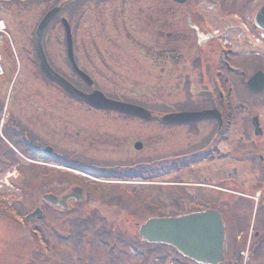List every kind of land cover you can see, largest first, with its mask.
Here are the masks:
<instances>
[{"label":"flooded vegetation","instance_id":"obj_1","mask_svg":"<svg viewBox=\"0 0 264 264\" xmlns=\"http://www.w3.org/2000/svg\"><path fill=\"white\" fill-rule=\"evenodd\" d=\"M150 1L146 7L153 5L156 18L144 10L142 30L153 33L152 45L125 50L122 46H73L74 61L91 79V86L71 71L66 45L59 47L64 68L55 63L51 48L44 45L47 64L83 93L99 91L108 100L125 102L96 87L106 75L101 69L108 64L105 55L109 60L124 58L128 64L135 49L154 67L176 60V95L182 90L192 101L200 88L194 101L198 104L176 108V114L215 112L217 118L182 119L167 126L159 121L161 111H151L155 118L148 121L94 109L48 80L40 69L33 39L24 35V45H20L12 28L14 20L8 23L0 17L10 37L0 34V209L7 206L25 212L26 218L41 211L49 228L47 219L53 215H78L88 192L117 206L113 191L101 189L112 185L109 188L115 190L116 184H124L130 194L146 192L155 197L156 203L146 200L143 206L161 213L164 187L172 185L153 180L161 176L163 164L169 161L159 157L157 137L147 135V124L156 122L176 128V155L171 156L172 170H176V217L218 212L226 233L222 264H264V0H170L176 5L173 21L165 19L164 0ZM77 3L81 11L82 2ZM94 3L93 29L99 26L106 32L110 23L119 28L117 31L128 30L130 16L125 10L130 9L129 0ZM175 24L176 33L169 32ZM172 37H176V49L170 40L160 43ZM113 74L118 76L114 68ZM120 76L127 78L123 83H129L127 72ZM245 119L248 127L244 123L238 126ZM254 119L257 128L251 125ZM116 120L138 124L139 133L121 127L114 130L111 124ZM232 144L236 147L231 148ZM150 187H156L155 194L150 193ZM48 197H67L65 209L44 201ZM124 206L131 208L130 203ZM98 219L105 216L99 214ZM5 222L0 212V229ZM112 228L102 226L109 232ZM1 232V243L10 240L3 229ZM28 236L31 242L33 238ZM47 242H51L49 238Z\"/></svg>","mask_w":264,"mask_h":264},{"label":"rangeland","instance_id":"obj_2","mask_svg":"<svg viewBox=\"0 0 264 264\" xmlns=\"http://www.w3.org/2000/svg\"><path fill=\"white\" fill-rule=\"evenodd\" d=\"M164 1L165 19L173 21L172 16L176 14V5L172 4L170 0ZM15 2L14 0H0V17L8 23H11L12 19L14 20L12 28L17 38L21 40H19V44L24 45V41L22 40L24 35H28L29 40H31L32 38L30 37H32L33 31L42 15L54 6H57L56 4L60 0H29L27 4ZM150 2V0H129L130 9L125 10L126 15L130 16L128 20L126 19L128 28L126 32L117 31L119 28L116 25L111 26L110 23L106 26V32L99 26L93 29V23L96 20V11H94L95 3L85 1L82 4L81 11L76 8L78 3L71 4L51 23L45 32L44 37L46 39L44 40V44L51 48L55 63L61 68H64L62 61L63 54L59 49L65 43L61 18H68L72 26L75 45L78 47L97 45L101 47L122 46V48H131L140 45H152L151 43L154 37H151V35L153 33L148 35L143 31L145 30L146 24L144 21L146 17L145 12L148 11L149 16H152L154 19L156 18L155 12L153 10L151 11L153 5L146 7L148 4H151ZM110 6L112 5H108V8ZM146 9L148 10L144 11ZM117 12L119 10L115 13ZM22 21H24V25L20 26ZM118 22L120 21L118 20ZM169 32L176 33V24L172 25ZM168 40L172 42V46L176 49V37L161 39L160 43L166 44ZM137 52L135 49L132 50V54L130 55L132 63L128 64H124L127 61L124 58L118 57L114 60H109V56L105 55V61L107 60L108 64L101 65V69L103 70L102 74L106 75L103 76L104 80H101V84H96V87L107 94L121 98L125 102L134 103L155 112L176 111V108H184L185 105L193 106L198 104V101H194L198 100V96L196 95L200 96V88L197 89L195 95L193 94L192 101L187 100L188 96H184L182 90H177L178 95H176V60L168 59L165 60L164 64H159L157 67H154L149 60H143L141 54ZM192 56L191 61L194 58L193 52ZM113 68L118 76H114ZM126 72L127 75H130V80L127 84L122 81L124 79L127 80V78L120 76L121 74H126ZM147 73L149 76H147ZM118 80H121V82L116 84ZM85 90L88 91L86 87ZM248 122V119H245L238 126H242L244 123L248 127ZM111 125H113L114 130L121 127L123 131L130 130L134 134L139 133L140 129L138 124L127 120H116ZM147 125V135L157 137L154 138V141L160 142L158 147L159 157L169 160L168 163L163 164L164 170L161 176H155L153 179L172 185L164 187L165 190L162 196L164 206L161 213L151 212L147 207L143 206L146 200L148 203H156V198L152 195H148L146 192L144 194H130V188H127L124 184H116L115 190L109 188L112 185H105L106 188L101 190L106 193L113 191L112 194L116 198L117 206L111 202L101 201L100 197H93L94 192H88L85 203L81 207H78L80 211L78 215H53L52 218L47 219L48 227L49 225L52 226L49 227L50 229L41 226L43 224H29L26 221L25 228H22L23 226L17 227L19 241L10 245V250L3 257V264H24V261L30 256L34 260V263L32 262L31 264H80V260L83 261L82 264L179 263L174 249L163 245L151 247L145 243L143 244L139 236V227L147 218L152 216L176 217V170H172L173 161L171 160V156L176 155V128L163 127L156 122L148 123ZM235 145L232 144L230 147H236ZM151 181L152 179H150ZM149 191L155 194L156 187L154 189L150 187ZM126 203H130L131 208L124 206ZM23 214L24 212L19 213L21 218H23ZM99 214L105 216V219L101 221L103 224L113 227L111 234H108V230L101 231L100 221L98 220ZM63 221H66L67 224L63 225ZM33 230L38 231L43 239L45 237L50 239L51 242L48 250L50 251L51 258H45L39 254L38 248L44 247L40 246L38 244L39 242L35 244L34 241H29L28 234H31ZM116 238L118 239L117 251L116 255L113 256L114 254L112 255L110 253V249L113 239ZM121 239L122 242H120ZM133 246L144 248L148 251L149 256L142 258L141 256L134 255ZM1 248L3 247L1 246ZM33 248L36 250L35 253H32ZM4 251H7V249ZM252 254L253 251L251 249L250 256H253ZM250 260H252V257H250ZM250 264L255 263L252 261Z\"/></svg>","mask_w":264,"mask_h":264},{"label":"water","instance_id":"obj_3","mask_svg":"<svg viewBox=\"0 0 264 264\" xmlns=\"http://www.w3.org/2000/svg\"><path fill=\"white\" fill-rule=\"evenodd\" d=\"M62 6L50 11L42 20L35 34L34 44L37 54L41 60V69L45 76L61 85L66 92L102 110H116L129 115L150 120L153 116L147 110L132 105L107 100L101 93L85 95L75 90L64 79L56 75L48 66L42 53V36L50 22L60 13ZM66 32L67 45L69 47L68 57L70 67L77 76H85L77 69L73 61L72 37L70 26L66 20H62ZM207 116L213 115L207 114ZM192 117L194 120L201 117L199 114L176 115L168 114L160 117L165 124H176L182 118ZM54 205L64 206L63 199H49ZM140 235L151 244H165L177 249L182 255L195 260L201 264H219L222 262L223 246L225 241L224 225L220 215L216 212L193 214L180 218L151 219L140 228Z\"/></svg>","mask_w":264,"mask_h":264}]
</instances>
